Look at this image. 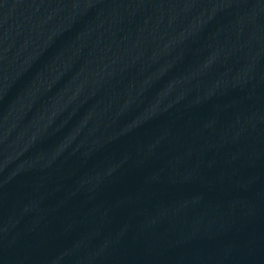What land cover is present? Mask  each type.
I'll return each mask as SVG.
<instances>
[{
    "label": "water",
    "instance_id": "1",
    "mask_svg": "<svg viewBox=\"0 0 264 264\" xmlns=\"http://www.w3.org/2000/svg\"><path fill=\"white\" fill-rule=\"evenodd\" d=\"M0 264H264V0H0Z\"/></svg>",
    "mask_w": 264,
    "mask_h": 264
}]
</instances>
